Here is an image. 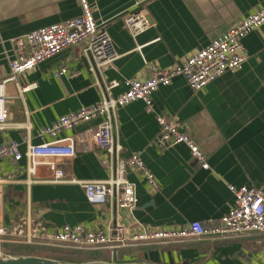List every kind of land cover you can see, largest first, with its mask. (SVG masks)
<instances>
[{"label":"crops","instance_id":"obj_1","mask_svg":"<svg viewBox=\"0 0 264 264\" xmlns=\"http://www.w3.org/2000/svg\"><path fill=\"white\" fill-rule=\"evenodd\" d=\"M96 23L108 35L116 57L89 71L90 60L69 46L38 63L17 78L19 86H35L18 93L13 82L4 84L7 127L0 143L16 140L37 144L38 130L61 115L100 99L96 83L116 80L115 96L125 90L123 78L141 76L144 62L168 67L264 4V0H88ZM140 9L153 26L132 37L124 25L127 13ZM78 0H0V78L8 73L6 56L11 39L33 29L78 16ZM246 58L241 67L225 71L199 90H192L183 76H173L152 93V109L133 100L114 110L113 137L119 154L140 156L158 182L148 190L133 171L126 178L134 185V208L114 202L92 205L85 201L79 182L108 177L105 155L95 147L90 129L100 118L78 123L57 138L71 137L74 154L52 159L63 171L62 182H52L51 172L39 164L33 175L25 171V159L16 165L0 164L12 182L0 184V225L14 228L25 221H39L49 228L81 224L100 228L121 223L137 227H181L197 220L216 222L227 212L233 196L227 185H264V22L242 38ZM60 64L75 72L52 76ZM155 115L173 121L205 154L208 169L200 168L183 144L164 149L152 145L158 126ZM27 126V127H25ZM29 180V181H27ZM124 260L148 264H264V235L217 239H186L177 243L138 244ZM105 258L110 260L108 251ZM116 261H118L115 258Z\"/></svg>","mask_w":264,"mask_h":264},{"label":"built area","instance_id":"obj_2","mask_svg":"<svg viewBox=\"0 0 264 264\" xmlns=\"http://www.w3.org/2000/svg\"><path fill=\"white\" fill-rule=\"evenodd\" d=\"M78 3V16L33 29L11 39L12 51L6 56L8 73L0 78V131L8 125L5 83L13 82L19 94L34 87V83L19 86L18 76L69 46L77 47L83 56L89 58L91 72L109 64L116 57L107 33L93 18L88 0H78ZM263 22L264 4L216 36L205 47L187 54L171 66L160 67L154 62H144L143 74L123 78L125 90L115 96L111 95V89L118 85L116 80L96 83L100 99L95 104L61 115L38 130L37 135L40 138L48 137L50 140L37 144L26 142L24 150H20L18 141L4 139L0 143V164L7 161L16 165L23 158L25 171L30 176L35 173L39 164H45L51 172V181L62 182L63 171L52 159L69 158L73 156L74 148L71 137L57 138V135L74 128L80 122L100 118L90 129V138L95 147L100 148L105 155L108 177L104 180L79 182L84 199L92 205L114 202L118 207L131 210L136 204V196L134 185L127 180L126 172L130 170L138 174L150 191L157 190L158 182L138 154L132 153L126 158L120 156L119 146L113 137L114 110L133 100H141L144 110L152 112V93L158 86L167 85L176 75L183 76L192 90H199L223 72L238 70L246 58L242 38ZM124 25L134 37L153 26V22L142 10L136 9L125 15ZM63 74L72 76L75 72L68 71L66 65L60 64L51 73L54 77ZM155 121L158 129L151 140L154 147L161 150L183 144L200 168L208 169L205 154L186 132L161 115H155ZM12 181V174L2 172L0 167V184ZM227 188L233 196L232 205L216 222L209 224L194 220L185 226L169 228L140 225L133 227L121 223L100 228L81 224L49 228L39 221H25L24 225L14 228L0 225V256L7 255L2 247L6 243L71 250H106L112 259L115 258L118 248L138 244L177 243L186 239H217L248 234L264 235V185L248 187L228 184Z\"/></svg>","mask_w":264,"mask_h":264},{"label":"trees","instance_id":"obj_3","mask_svg":"<svg viewBox=\"0 0 264 264\" xmlns=\"http://www.w3.org/2000/svg\"><path fill=\"white\" fill-rule=\"evenodd\" d=\"M3 251L9 254H35L52 257L56 259H63L67 261H84L92 259H104L106 250H69V252L62 253V257H56L60 253L57 248L43 247L36 245L26 244H3ZM137 248L134 247H122L116 250L115 258L118 261L124 260L125 257H131ZM59 252V253H58ZM60 255V254H59ZM74 256V257H72Z\"/></svg>","mask_w":264,"mask_h":264},{"label":"water","instance_id":"obj_4","mask_svg":"<svg viewBox=\"0 0 264 264\" xmlns=\"http://www.w3.org/2000/svg\"><path fill=\"white\" fill-rule=\"evenodd\" d=\"M0 264H148L140 260L116 261L115 258L110 260H84V261H67L56 259L43 255L35 254H18L0 256Z\"/></svg>","mask_w":264,"mask_h":264},{"label":"rangeland","instance_id":"obj_5","mask_svg":"<svg viewBox=\"0 0 264 264\" xmlns=\"http://www.w3.org/2000/svg\"><path fill=\"white\" fill-rule=\"evenodd\" d=\"M58 249V251H60V255L59 254H57L56 255V257H62L63 256V254L62 253H64V252H69V250H71V249H65V248H57ZM7 255H18V254H9V253H7V252H5ZM22 254V253H21ZM72 257H74V256H72Z\"/></svg>","mask_w":264,"mask_h":264}]
</instances>
